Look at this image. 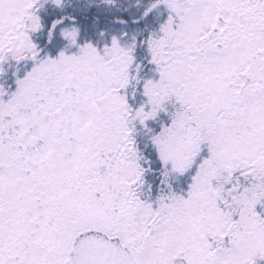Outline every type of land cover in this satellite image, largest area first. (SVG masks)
Instances as JSON below:
<instances>
[{"label":"snow or ice","instance_id":"snow-or-ice-1","mask_svg":"<svg viewBox=\"0 0 264 264\" xmlns=\"http://www.w3.org/2000/svg\"><path fill=\"white\" fill-rule=\"evenodd\" d=\"M0 264H264V0H0Z\"/></svg>","mask_w":264,"mask_h":264}]
</instances>
